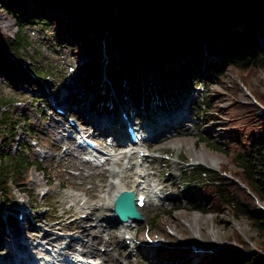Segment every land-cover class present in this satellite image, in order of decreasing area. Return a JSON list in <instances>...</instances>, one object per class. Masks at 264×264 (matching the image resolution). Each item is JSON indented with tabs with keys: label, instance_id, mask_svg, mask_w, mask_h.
I'll return each mask as SVG.
<instances>
[{
	"label": "rangeland",
	"instance_id": "obj_1",
	"mask_svg": "<svg viewBox=\"0 0 264 264\" xmlns=\"http://www.w3.org/2000/svg\"><path fill=\"white\" fill-rule=\"evenodd\" d=\"M17 30L14 18L0 7V32L14 35ZM21 34L30 42L27 45L28 61L31 62L33 58L37 65L48 68L49 74L45 75L40 86H37L29 83L26 77L18 78L8 70L0 69V96L15 98L10 105V112L19 119L16 136L9 149L14 153L20 142L28 141L33 149L31 156H34L40 165H48L53 171L48 174L47 179L42 172L32 167L25 181L27 192L22 193L14 189L13 200H10L0 215V264H15L13 253L17 251L25 254L26 250L21 246L29 241L31 244L43 242V245H39L38 250H35L38 252L35 258L43 256L48 264H52L57 258L47 257V254H44L45 249L61 251L74 258L79 254L72 252L78 251L80 244L90 246V241L95 244L96 249L99 245H107L108 253L111 252L109 260L102 261V264H181L182 261L186 264H204L201 260L204 253L217 252L231 246L244 251L231 239L235 232L254 249V242L249 236H255V232L245 220L210 209L204 200L199 203L191 202L182 192L184 171L197 167L217 171L222 163L227 162L221 152L211 149L206 142L221 143L225 135L223 121H228L230 105L234 101L227 89L235 77L230 68L226 67L223 71L224 79L215 74L206 76L202 73L199 78L191 81V87L184 89L179 96L170 97V92L164 87L151 97L149 106L146 105L145 96L135 95L133 98L127 92L121 95L113 91L109 108H96L92 92L83 88L85 71L80 70L84 62L82 55L78 56L67 42L56 36L53 27L27 24ZM102 64L104 65V62L101 61L99 65L92 66L87 74L93 75L101 69ZM24 65L27 66V60ZM256 87L264 94V69L257 71L250 78L248 86L241 84L236 100L253 102L252 89ZM207 93L216 97L213 102L220 111L207 108ZM52 103L54 105H51ZM63 105L69 114L76 116L73 118L80 127L86 128V134H94V139L105 145H110V138L104 140L102 137L108 126L99 130L97 124L86 120V112H91L92 115L94 113L99 120L105 117L110 121L117 120L122 130L124 124L119 113L121 107L127 106L129 114L135 111L138 122L151 129L147 131L151 140L142 144V149L148 147V158L141 167L148 172V197L155 202L150 203L149 200L140 209L144 221L134 228L135 238L130 247L125 244L123 246L121 227L118 224H108L111 233L108 236L103 234L101 241L85 234V228L104 229L101 224L109 223L108 218L113 212L111 209L93 210V217L84 219L87 215L86 209H81L80 203H73L71 197L76 194L82 199L86 198L88 202L96 203L105 196L103 201L111 207L109 204L117 189L113 184L108 190L109 182L112 180L115 184L128 183L121 178V173H115V169L122 172L127 170L128 166L129 174L133 175L138 166L135 158L137 153L130 150L127 144L128 148L113 142L117 160L119 158L114 162V170L109 160L104 165H100L97 160L94 163L85 162L84 150L75 147L72 140L66 139L59 132L62 126L69 125L64 119L60 120V115L55 111V107ZM198 110L202 111L198 113ZM208 111L212 119L202 123L201 116ZM216 115L219 119L214 117ZM164 118L175 119V123L165 125ZM23 125L26 130H22ZM28 128L33 130L34 136L29 133ZM160 130L162 132L159 133ZM97 163L99 165H95ZM131 163L136 166L131 167ZM225 175L228 178L230 174ZM155 185L160 187L159 191L154 189ZM16 199H22L27 205V233H24V239L21 226L15 221L17 213L14 210L18 209ZM258 204L264 210V202ZM69 220L74 222L68 223ZM46 233H49V238L45 239L43 235ZM73 236L82 240H72L73 248L65 250L66 244L71 240L69 237ZM13 242L19 247H11ZM191 245L201 248V253H194ZM168 249L177 250L180 257L165 258L163 253Z\"/></svg>",
	"mask_w": 264,
	"mask_h": 264
},
{
	"label": "trees",
	"instance_id": "obj_2",
	"mask_svg": "<svg viewBox=\"0 0 264 264\" xmlns=\"http://www.w3.org/2000/svg\"><path fill=\"white\" fill-rule=\"evenodd\" d=\"M0 7L18 27L14 35L0 32V69L40 86L48 68L33 58L28 61L30 42L21 31L27 24L53 27L56 36L83 56V88L92 92L96 108H109L111 90L149 100L167 87L171 97L202 73L224 79L223 71L230 68L235 77L227 89L234 101L228 121H223L225 135L221 143L206 142L227 162L217 171L204 167L184 171L182 192L191 202L204 200L210 209L245 220L255 232L249 236L254 249L235 232L231 239L244 251L227 247L204 253V264H264V210L258 204L264 202V108L236 100L241 84L248 86L250 78L264 69V0H0ZM101 61L104 73L102 64L88 75ZM252 94L264 107V94L257 87ZM214 98L207 93V108L220 111ZM14 100L0 96V215L14 189L27 192L25 181L32 167L47 179L53 171L31 156L28 141L10 151L19 124L10 112ZM211 119L209 111L201 116L202 123ZM21 128L26 130L25 125ZM226 173L244 187L231 182ZM179 254L175 249L163 253L170 259Z\"/></svg>",
	"mask_w": 264,
	"mask_h": 264
},
{
	"label": "bare ground",
	"instance_id": "obj_3",
	"mask_svg": "<svg viewBox=\"0 0 264 264\" xmlns=\"http://www.w3.org/2000/svg\"><path fill=\"white\" fill-rule=\"evenodd\" d=\"M63 109L66 110L65 105H64ZM90 113L86 112V114H85L86 120L91 121L93 124H97V127H98L99 130L100 129H105L106 126H108L109 123L111 122L110 119L107 118V117L103 118L102 120H99V118H97V116L94 113H93V115L90 114ZM163 122H164L165 125L174 124L175 123V119H172V118L171 119L164 118V121ZM178 122H180V121L178 120ZM120 129H121V127H120ZM80 132H81V134L87 133L86 128L81 127V131ZM146 132H147V130H146ZM158 132L160 133L162 131L160 130ZM121 135H122V139H123L124 144L128 143L129 137H128L126 131H125V126L121 130ZM155 136H157V134ZM65 138L66 139H69V140H72V137H65ZM100 144H102L105 147L102 150L103 151H106L107 154H105V155L104 154H100V156H98L97 160H100L102 158V159H104L105 164L107 163V160H109L110 161V164H112V166H113L112 169L114 170V168H115V163L114 162L119 160V158L117 160V157H116V152L117 151L114 150V145H112V144L111 145H104L103 143H100ZM138 150H139V148H136L135 147V152L137 153V156H135V158H136V164L138 166L135 165L136 168H135V171H134V174L133 175L132 174H129L130 173L129 172L130 168H128V166L126 167L127 170H123L122 172H120L118 170L116 171V169H115V173L116 174L121 173V178H124L126 181H128V183L127 182L126 183L124 182V183L115 184V182L111 180L109 182V184H108V188L107 189L110 190L112 188V185L113 184L116 185L117 192L113 195V198L119 192H121V191H124V190H132V191H135L136 192V195L139 194V193H142V194L147 193L148 202H149V200H150V203H151V201L152 202H155V200H153L151 198L149 199V197H148L150 195V194H148V190H147L148 187H149V183H148V180H147V178H148V172L145 169H143V167H141V166H144V163L146 162V160H147L148 157H143V158L138 157V155H139L138 154V152H139ZM132 155H133V152L130 153V158H131ZM85 162H89V161L88 160H85ZM90 163H92V162H90ZM95 165H99V164H95ZM132 165L133 164L131 163L130 166L131 167H135V166H132ZM141 173L144 174V177L143 178H141L142 177L140 175ZM111 174H113V173H111ZM113 177L114 176L112 175V178ZM130 178L132 179V181H130ZM162 188L163 187H161V189ZM154 189L156 191H159L160 187H158V185H155ZM108 193L109 192H107V194ZM113 198H112V200H113ZM158 198H159V196H158ZM104 199H105V196L101 197V199H99L96 203H91V202H88L86 198L85 199H82V197L80 198L79 195H76V194L75 195H72V197H71V200L73 201V203H75V204L76 203H80V206L79 207L81 209H86V214L87 215L85 216L84 219H87L88 217H93V213H95V212H93V210H98V209L99 210L100 209L101 210H107V209L109 210V209H112V207H110V206L108 207V205L105 204V202L103 201ZM109 205H112V202ZM110 219H111V217L108 218V222L110 221ZM79 224H81V222ZM114 224H118V223L116 221L109 222V225H114ZM101 225H102V227H104V229L103 228H100V229L93 230V229L85 228L84 227L85 228L84 229V232H85V234L90 235L92 238H94V240L101 241L103 234H105L106 236H108L111 233L109 231L110 228L108 227L107 224L106 225L105 224H101ZM120 227H121L122 230L123 229H126L123 226H120ZM128 233L129 232H127V234ZM44 237H45V239L46 238H49V233H46L45 236L43 235V238ZM72 240L74 241V240H82V239H78V238H75L74 239V238H71V240L68 241V243L66 244V246L64 248L65 250H71L73 248L74 245L71 242ZM125 240H126V237H125ZM106 241H107V243H109V239H107ZM79 242L80 243H83L82 241H79ZM42 243L43 242H38L37 244H33V243L31 244L30 241L29 242H26V244L24 246H21L24 250H26L25 255H23V253L14 252L13 253L14 256H13L12 259L13 260H16V261H21V259H24V258H26V259H32L35 256V254L38 253V252H35V250H38V248H39L38 246L39 245H43ZM89 244H90V246L89 245L88 246H83V244H80V246L77 245L79 247L78 248V251L72 252V253H78L79 256H83V258L85 259L84 261H82L80 259H77V260L72 261V260L69 259V256H68L67 253H63L61 251H57V250H54V249H52L51 251H48V249H46L44 251H45V254H47V257H49V258H51V257L57 258V259H54L53 262L54 261H57L58 263H63V264H102V261L109 260V256L111 255V252L108 253V247H106L107 245H105V244L99 245V246H104V248H105L104 253L100 254L99 246L96 249L95 248V244H93L91 241L89 242ZM12 245L18 246V244L14 243V242L10 246L12 247ZM108 246H110V245L108 244ZM64 249H62V250H64ZM36 259L38 261H40L42 264H48L47 263V260H44L43 259V256H38Z\"/></svg>",
	"mask_w": 264,
	"mask_h": 264
},
{
	"label": "water",
	"instance_id": "obj_4",
	"mask_svg": "<svg viewBox=\"0 0 264 264\" xmlns=\"http://www.w3.org/2000/svg\"><path fill=\"white\" fill-rule=\"evenodd\" d=\"M115 212L118 213L121 219L126 218V216L133 219H138L140 217L134 203V196L129 195L127 192H122L114 200ZM125 208L127 209V215L124 213Z\"/></svg>",
	"mask_w": 264,
	"mask_h": 264
}]
</instances>
